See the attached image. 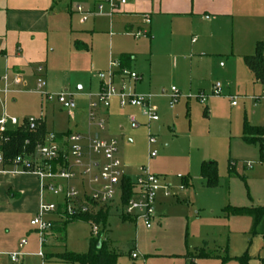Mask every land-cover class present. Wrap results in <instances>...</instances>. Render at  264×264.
Here are the masks:
<instances>
[{
  "label": "rangeland",
  "instance_id": "rangeland-1",
  "mask_svg": "<svg viewBox=\"0 0 264 264\" xmlns=\"http://www.w3.org/2000/svg\"><path fill=\"white\" fill-rule=\"evenodd\" d=\"M81 7L86 10L84 5ZM144 42L143 39L138 42L140 58L137 73H143L145 79L150 76L152 88L149 89L147 84L139 87L138 84L137 95L151 98L160 122H150L141 109L133 106L118 107L120 110L115 112V116H127L128 120L116 118L113 111L115 101H112L107 130L99 135L104 140L117 142L123 171L133 180L143 167L150 170L151 162L155 166H162L163 176L171 185V197L163 201L165 218L162 227L154 226L148 230L142 224L137 225L122 216L120 210L114 207L105 228L83 221L68 224L65 243L60 241V237L54 240L55 244L50 242L43 249L45 258L42 260L37 255L41 249L39 238L29 232L32 229L30 223L38 216L43 202L59 205L64 203V199L49 193L41 201L40 193L39 209L37 214H33V198L27 195L21 202L7 204L4 214L0 212V243H4L0 244V264H16L9 257L16 253L24 255L18 264H66L57 255L88 254L91 241L97 239L94 234L96 229L101 233L100 238L107 250L120 254L117 264H145L146 261L149 264H188L192 257L201 251L206 252L204 249L198 250L203 247L225 251L229 259H202L197 260V264H242L238 259L244 256H247V264H264V219L255 226L253 216H233L227 211L228 208L264 206V161L261 160L259 146L248 145L241 139L245 121L254 127H264V93L258 106L250 100L252 93L233 92L238 107L232 108L225 98L228 90L225 71L228 67L226 69L223 66L226 59L205 58L203 64L191 72L189 64L178 60L177 56L168 59L163 52L162 59L158 56L149 57ZM130 43L123 42L124 46H130ZM106 45L103 37L95 40V53L100 59L106 53ZM97 59L94 57L93 62L85 54L78 57H71L68 53L55 55L47 81L49 85L55 81L52 95L62 94L60 91L63 90L75 94L80 78L86 79L88 76L95 80L93 69H97ZM216 84L222 86L223 95H213ZM58 87L62 89L58 90ZM173 88L177 90L179 100L171 108ZM9 91L10 94L19 93L13 87ZM36 94L19 95L15 102L10 99L0 104V118L8 116L23 121L39 116L42 98ZM200 94L212 95L207 105L210 107L215 102L219 106L217 111H211L210 108L206 111L207 105L201 103ZM93 100L96 101V95ZM55 119L58 125H62L65 116L56 114ZM132 119L138 125L137 128L133 127ZM150 134L156 138L154 145L149 144ZM95 135L96 132L92 137ZM152 152L158 153L154 159L150 157ZM230 160L238 164L237 175L232 177L229 172ZM203 161L217 162V189L207 188L203 184L200 177ZM248 164H251V168L247 167ZM15 169L5 167L6 171ZM189 178L191 182H185ZM37 181L40 188L38 178ZM71 185L80 192L81 199H85L105 184L90 183L89 178L83 177ZM119 189L120 186H116L117 201ZM5 195L9 201H13L8 190H5ZM2 204L0 195V206ZM90 207L91 213L97 214L102 210L106 212L112 206L99 204ZM59 214L60 217L51 215L48 218L64 222L79 217L71 216L65 210ZM23 240L28 241L30 246L20 250ZM132 253H137L139 259L132 260Z\"/></svg>",
  "mask_w": 264,
  "mask_h": 264
},
{
  "label": "crops",
  "instance_id": "crops-1",
  "mask_svg": "<svg viewBox=\"0 0 264 264\" xmlns=\"http://www.w3.org/2000/svg\"><path fill=\"white\" fill-rule=\"evenodd\" d=\"M99 2L100 0H0V79L7 73L11 76L18 74L23 78L21 85L11 86L19 93L12 92L5 98L2 96L1 105L10 99L15 102L19 95L36 94L39 75H41L40 79H43L47 84L45 91L48 94H53L55 81L50 85L47 81L49 78L48 70L55 55L68 53L71 57H78L80 54H85L93 62L94 57H97L95 64L97 69H93L95 80L88 76L86 79L85 77L78 79L75 94H71L69 90L60 91V93H69L73 96L77 106L74 118H71L57 101L48 102L39 93L36 95L42 98V110L40 115L35 118L43 120L47 134L54 133L63 137L68 134L79 133L92 137L93 133L96 132L97 135L95 136L103 139L99 134L107 130L112 103L108 109L99 106L96 110V119H102L106 122L105 130H100L96 121L91 123L88 114L89 103L96 102L93 97L101 90L102 84L98 74L108 71L112 61H119L121 68L137 73V69L139 70L138 59L140 58L137 47L138 42L142 39L145 41L144 45L148 49L149 57L158 56L162 59L163 52L168 59H174L177 56L178 60L189 64L191 72L199 68L205 58L222 57L226 59V64L223 66L226 69L228 67V70L225 71V82L228 85L225 98L230 102L232 108L238 107L237 105L232 106L233 92L237 94L252 93L253 97L250 100L253 103L256 102L258 106L263 100L261 98L264 93V85L255 78L247 67L245 58L254 56L257 44L264 42V0H128L127 5L121 6L114 13H111L108 8L101 13L98 12ZM81 5H84L86 10ZM76 6L89 14L86 21H83L84 16L78 12V8L76 12ZM147 14L151 17L149 26L144 21V16ZM146 28L148 33L145 37L135 38L132 35L141 30L145 31ZM102 37L107 45L106 53L100 59L99 55L95 53V40ZM129 41H131L130 46H124L123 42ZM124 58L126 61L123 63L121 60ZM38 67L42 69V72H39ZM137 74L139 76L137 81L126 80L122 82L121 78L117 77V88L121 90L125 85L126 92L132 94H137L138 84L139 87L147 84L151 89V77L145 79L143 73ZM61 89L62 87H58V90ZM86 91L91 95H87ZM112 101H115L113 108L115 116L117 109L120 110L118 107H122L119 98H113ZM209 108L213 111L219 106L214 102L210 107L207 105L206 111H209ZM141 111L145 115L144 111ZM56 114L65 116L62 125L56 123ZM115 117L128 120L127 116L116 115ZM49 118L51 122H49ZM25 121H19L20 126L24 125ZM20 126H9L8 128L15 130ZM241 139L243 140V136ZM9 162L0 170H5V167L12 170L14 167L8 164ZM204 163L212 162L203 161L202 165ZM215 163L217 164V162ZM231 163L236 164V166H231ZM229 165V172L231 167L233 168V174H230V177L237 175L238 164L230 160ZM149 171L161 176L169 185L166 177L163 176L165 173L162 171V166H155L151 162ZM7 172L9 171H6V174H0V195L3 200L0 212L4 214L7 204L21 202L29 195L33 198V214H37L40 193L42 201L46 195H50L49 192L40 191L41 187L39 188L37 177L32 174L13 175ZM126 177L131 179L127 174ZM200 177L207 187L201 172ZM131 180L133 182L135 179ZM185 182L190 183V178ZM60 183L63 186L66 185L65 182ZM71 183L70 186H72ZM169 187L171 192V185ZM5 190L12 194L13 201H9L5 195ZM170 197H166L164 191L158 196L154 222L156 228L162 227L165 218L163 201ZM58 204L62 205L63 202ZM263 207H248V209H261ZM29 232L38 236L33 228ZM58 237L53 229L48 244L50 242L55 244L54 240ZM0 244L4 243L1 242ZM29 246L28 242V246L20 250H25ZM200 249H204L205 253L210 256L207 259L222 261L229 259L225 251L206 247L198 250ZM42 260L44 259L42 258ZM145 264H149V261H146Z\"/></svg>",
  "mask_w": 264,
  "mask_h": 264
},
{
  "label": "built area",
  "instance_id": "built-area-1",
  "mask_svg": "<svg viewBox=\"0 0 264 264\" xmlns=\"http://www.w3.org/2000/svg\"><path fill=\"white\" fill-rule=\"evenodd\" d=\"M128 0H100L97 9L98 12H103L108 8L111 13H114L121 6L127 5ZM78 12L84 16L83 21L88 19L89 14L84 12L82 8H78ZM144 21L147 26L151 24L150 15L144 16ZM147 31H138L132 35L135 38H141L147 35ZM39 72L42 69L39 68ZM101 81V90L96 95V102L89 103V120L95 122L100 130H105L106 122L102 119H96V110L99 106L108 109L111 106L113 98H119L120 106H133L144 111L145 116L150 122H158L159 116L157 109L152 105L151 98L147 96H138L137 94L127 93L126 86L118 89L116 85V78L120 77L122 82L126 80L137 81L139 76L137 73L121 68L119 61H112L109 69L106 72L98 74ZM23 83L22 76L15 74L13 76L8 73L0 79V99L2 96L10 94L9 89L12 85H21ZM47 84L43 79H39L37 83V92L41 94L46 101H57L58 104L68 113L71 118H74L76 110V103L73 96L69 93H62L59 95L48 94L46 90ZM172 96L170 97L171 108L178 102L179 96L175 88L172 89ZM214 96L222 95V86L216 84L213 89ZM201 103L207 104L209 96L200 94ZM232 106H236V98L232 97ZM40 118H30L25 121L29 130L36 132L39 127ZM133 127L137 128L135 120L132 119ZM9 126H20L16 118L2 116L0 118V142H8L9 139L5 134L9 132ZM150 145L156 143V138L153 135L149 137ZM151 158L157 157V152L151 153ZM7 164L3 153L0 151V166L3 168ZM14 168L13 171L7 173L13 175L32 174L40 181L41 190L49 192L55 197H63L64 203L67 204L65 211L71 216L91 214L90 206L93 208L99 204L111 205L118 208L120 212L131 218L137 225L142 224L146 229L150 230L154 226L156 219V205L159 194L164 191L166 197L171 196L170 187L161 176L151 173L148 169L142 168L139 175L132 182V193L128 202L121 205V198L123 195V181L126 177L122 163L118 158V144L115 140H103L98 136H84L79 133L68 134L59 137L54 133H49L43 142L37 145L33 154L25 152L23 155L10 161ZM236 166V164H232ZM251 168V164L247 165ZM0 173L6 171L0 170ZM89 178L90 183H104L105 185L98 191H95L88 197L91 205L79 204L81 199L80 192L70 186L71 182L79 181L81 178ZM60 182H65L63 186ZM120 186L119 199L116 200L117 190L116 186ZM59 206L56 204H41L38 216L31 221L30 225L38 234L40 252L37 254L40 258H45L43 252L44 247L48 244L50 236H52L54 229V221L48 217L59 214ZM99 230L96 229L94 234L97 236ZM28 246V241L23 240L20 243V249ZM24 255L16 253L10 255L13 263H20V258ZM132 259H138L136 253L132 254Z\"/></svg>",
  "mask_w": 264,
  "mask_h": 264
},
{
  "label": "trees",
  "instance_id": "trees-1",
  "mask_svg": "<svg viewBox=\"0 0 264 264\" xmlns=\"http://www.w3.org/2000/svg\"><path fill=\"white\" fill-rule=\"evenodd\" d=\"M123 63L126 59L121 60ZM245 63L250 71L254 74L255 78L264 85V42L257 44L256 54L251 57L245 58ZM124 66V65H123ZM47 133L45 126L42 122H39V127L36 132L29 130L27 124L20 126L15 130H10L5 134V137L9 139L8 142H0V151L3 153L7 162L23 155L25 152L33 154L37 148V145L45 139ZM61 137V136H59ZM243 140L250 145H258L261 155V160L264 161V127H253L247 121L244 123ZM232 166V163H231ZM230 174H233V168L230 169ZM201 176L206 182L208 188H217L219 185L218 167L215 162L204 163L201 169ZM132 193V180L125 178L123 181V195L121 198V205H125ZM79 204L91 205L88 197L80 199ZM67 204L59 206V212L65 210ZM113 206L107 208V211H100L97 214H85L78 218H72L68 221L54 222V230L60 237V241L65 243L66 229L68 224L83 221L86 223H92L96 226L106 227L108 218L110 217ZM115 209L118 211L119 207ZM229 215L233 216H253L255 218V226L264 219V208L261 209H248V208H228ZM122 214V213H121ZM122 216H124L122 214ZM131 221V218L127 217ZM101 233L97 235V239L91 241L90 252L86 255H75L72 253H65L57 255V258L65 262L66 264H117L120 254L116 252H109L106 248V244L100 238ZM210 256L203 251L198 255L192 257L189 264H196L197 259H207ZM242 264H247V256L238 259Z\"/></svg>",
  "mask_w": 264,
  "mask_h": 264
}]
</instances>
